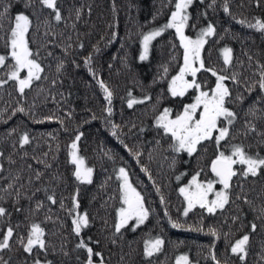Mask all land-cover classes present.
<instances>
[{
	"label": "trees",
	"instance_id": "16d2710c",
	"mask_svg": "<svg viewBox=\"0 0 264 264\" xmlns=\"http://www.w3.org/2000/svg\"><path fill=\"white\" fill-rule=\"evenodd\" d=\"M6 2L0 0V5ZM227 2L229 11L225 12V0H215L214 4L212 0H193L187 10L185 35L197 36L208 23L214 25L215 34L206 37L202 50L205 66L228 75L238 74L239 84L231 80L226 83L233 95L239 91L246 97L242 105H229L238 113L231 129L236 137L232 143L251 145L252 153L264 156V143H260L264 138L259 135L264 132V115L259 112L264 109V102L256 105L255 116L248 112L249 106L264 93L258 88L251 94L245 90L247 84L259 79L258 74L254 75L258 64H264V33L240 23L264 18V3L257 7L253 0ZM10 3L11 16L24 11L32 19L30 37L34 43L30 46L39 49L42 76L46 78L34 81L23 96L12 81L0 88V196L4 197L0 205L11 213L6 221L14 228L20 225L15 231L21 235L26 234L27 225L33 220L43 222L49 249L46 256L35 254L52 264H84L86 251L76 249V244L80 238L91 237L92 241L99 240L98 245L91 246L94 251L103 252L106 264H173L179 255H187L190 264H264V172L256 177H233L230 202L214 214L197 206L183 215L187 202L179 189L192 173L201 169L212 175L208 164L214 145L207 143L192 156L176 153L169 147V138L155 127L154 118L159 111L165 107L174 113L181 111L182 105L196 94L189 90L184 97H172L168 92L171 77L183 63V48L175 30L167 29L156 37L149 45L147 58L140 59L143 35L168 21L175 0H58L63 17L60 22L53 19L50 10L41 8L38 0L34 7H25L27 0ZM3 23L6 29L9 20ZM225 47L232 49L230 66L223 62L221 50ZM4 53L0 42V54ZM89 56L91 61L86 63ZM59 64L63 67L57 71ZM197 79L209 86L215 82V77L203 70ZM100 80L113 93L111 115L106 111L109 104ZM129 93L137 100L145 96L151 99L128 108ZM19 107L25 112L12 115L13 109ZM49 116L53 119H45ZM246 120L256 125L257 132L241 136ZM25 131L31 143L21 148L19 136ZM77 134H82L78 155L93 169L91 183H81L73 176L75 166L69 162L68 146ZM121 167L144 197L149 216L135 231L130 222L116 233ZM235 167L239 170L244 166ZM37 171L43 174L38 181ZM9 183L14 187L5 192ZM53 194L55 204L47 200ZM74 196L78 211L87 212L90 219V226L82 230L81 237L73 233L68 212ZM38 201L44 207L34 212ZM173 223L182 227H173ZM251 223L257 225L254 232ZM210 229H215L217 235L213 236ZM2 231H6L4 221H0ZM245 233L250 240L246 260L241 262L231 253L230 244ZM156 237L164 241L160 252L145 257L144 241ZM0 257L9 264H31L33 259L15 238L11 250L0 251Z\"/></svg>",
	"mask_w": 264,
	"mask_h": 264
},
{
	"label": "snow or ice",
	"instance_id": "6c2138e0",
	"mask_svg": "<svg viewBox=\"0 0 264 264\" xmlns=\"http://www.w3.org/2000/svg\"><path fill=\"white\" fill-rule=\"evenodd\" d=\"M212 2L214 4L215 0H212ZM253 2L257 7H260L264 3V0H253ZM34 3L35 0H27L25 7H34ZM38 3L41 5V8L50 10L56 22H60L63 19L61 10L57 6L58 0H38ZM192 4L193 0H175L174 10L171 11L168 21L162 27L153 29L143 35V51L140 55L141 60L146 59L150 43L156 37L161 36L167 29L175 30V34L179 38L180 47L183 48V63L179 66L178 72L171 77L168 84V92L172 97H184L189 90H194L196 94L191 103L182 105L181 111L174 113L171 108L167 107L159 111L158 115L154 118L155 127L159 131H162L164 136L169 138L172 142L169 147L176 153L185 152L189 156H192L198 153L203 145L207 143L214 145V152L208 168L215 179H200L203 172V169H201L192 175L187 185L179 189L180 194L187 202V207L183 212L184 216H187L189 211L197 206L206 210L209 214H214L218 209H223L230 202V189L233 177L238 175L245 178L248 176L256 177L261 172H264V156L260 155L259 152L252 153L249 150L251 145H246L243 142L232 143L236 137L232 135L231 129L238 118V113L229 107V105H242L246 97L239 91L233 95L226 81L231 80L239 84L238 74L233 73L228 75L213 67L205 66L202 50L207 43L206 37L215 34L214 25L208 23L206 27L200 30L195 39L185 35V28L188 26L189 21L187 10ZM211 6L210 4L209 7ZM11 7L10 0L0 5V32L3 33V35H0V42H2L5 50L4 54H0V88H3L9 81H12L16 85L17 92L23 96L26 89H30L34 81H39L46 77L42 76L44 68L40 60L39 49L33 50L30 46L31 43H34L30 37L32 19L24 11H19L14 16H11L9 11ZM223 7L225 12L229 11L227 0H225ZM76 16L79 18V10H77ZM5 19L9 20V26L6 29L3 23ZM240 23H247L249 28H254L264 33V18L255 17L254 23L244 20H241ZM80 46L83 47V45ZM221 51L224 64L230 66L233 59L232 49L225 47ZM9 60L11 63L8 62ZM90 61L91 56L87 57L85 62L89 63ZM62 67L63 65L59 64L57 71ZM202 70L211 73V76L215 77L214 85L209 86L206 83L198 81L197 74ZM257 74L259 79L246 85L245 90L249 94L257 88L261 93H264V64H258V73H254V75ZM189 77L191 78L189 79ZM55 83L56 81L53 80L52 84ZM99 84L109 104L106 111L111 115L112 108L110 105L113 93L103 80H100ZM149 99L151 98L145 96L143 100H137L129 93L127 106L128 108H132L134 104L144 103L145 100ZM260 102H264V96H261L249 106L248 112L253 116L256 115L258 111L256 105ZM17 112H25V109L23 107L15 108L12 115H15ZM259 112L264 115V109H259ZM68 115L71 116V113H68ZM45 119L51 120L53 117L49 116L45 117ZM61 123L63 122L61 121ZM116 127L118 126L113 125V128ZM244 127L245 131L240 133L241 136L257 132L256 125L251 121L246 120ZM15 131V129L12 130V132ZM113 134L115 135V132ZM81 135H75V138L68 146L69 162L75 166L73 176L77 181L91 183L93 169L85 166V159L78 155V141H80ZM259 135L264 138V132H260ZM18 142L21 148L30 144L31 138L29 133L27 131L23 132L19 136ZM260 143H264V139ZM137 155L139 154L137 153ZM0 156H3L2 152H0ZM237 165L244 167L238 170L235 167ZM29 167L31 166L29 165ZM46 167H50V165H46ZM2 171L3 165H0V172ZM143 171L147 172L148 170L144 168ZM42 175L41 172L37 171L35 179L37 181L40 180ZM118 178L122 180L120 184L121 206L116 209L114 229L116 233H120L123 228L130 225V222H133L131 227L135 231L136 228L145 223L149 216V210L145 207L144 197L131 184L125 168L121 167L119 169ZM177 179H180V177H177ZM217 184L222 186L220 190L216 189ZM13 187L14 185L9 183L4 191L9 192ZM37 191H40V189H37ZM19 195V190H17V199ZM3 199L4 197L0 196V200ZM47 200L52 204L56 203L54 194L48 195ZM72 200L73 206L68 209V212L72 216L73 233L75 236L81 237L82 230L90 226V219L87 212L81 214L78 211L79 203L75 196ZM43 207V202L38 201L34 212H39ZM61 208H64L62 201ZM16 210L20 211L21 209L17 208ZM261 214L264 215V209H261ZM10 215L11 213H9L8 209L0 205V221L6 223V231L0 232V251H10L12 241L15 238L23 251L33 256L31 264H52V261L47 259L42 261L39 255L35 254L43 253L46 256L48 253L49 244L46 239V230L42 227L43 222L33 220L27 225L26 234L21 235L15 231L16 228L20 227L19 224L14 228L10 222L6 221L5 218ZM45 219H49V217L46 216ZM233 219H238V217H234ZM173 227L179 228L182 225L173 223ZM250 227L254 232L257 225L256 223H251ZM210 232L213 236L217 235L215 229H210ZM249 240L250 235L245 233L236 239L234 243L230 244L231 253L237 256L241 262L246 260ZM93 243L98 245L100 242L99 240L92 241L91 237H87V239L80 238L76 244V249L86 251L87 258L84 264H106L103 252L94 251V248L91 246ZM163 243L164 241L160 237L145 240L143 245L144 256L150 258L160 252ZM77 259L79 260V257ZM212 259H216L215 255L212 256ZM0 264H9V261L3 260L0 257ZM175 264H190L189 257L187 255H179L175 258ZM217 264H219V261H217Z\"/></svg>",
	"mask_w": 264,
	"mask_h": 264
},
{
	"label": "rangeland",
	"instance_id": "374dc122",
	"mask_svg": "<svg viewBox=\"0 0 264 264\" xmlns=\"http://www.w3.org/2000/svg\"><path fill=\"white\" fill-rule=\"evenodd\" d=\"M188 36L191 37V38H193V39H195V38L197 37L196 35H195V36H194V35H188ZM142 46H143V45H142ZM142 48H143V47H142ZM173 76H174V75H173ZM190 78H191V77H189V79H190ZM194 96H195V95H194ZM194 96H193V98H194ZM192 100H193V99H189V101H187L186 104L191 103ZM85 166H86V165H85ZM195 173H196V172H195ZM202 173H203V174H207V173L204 172V171H203ZM202 173H201V174H202ZM192 175H194V174H192ZM192 175H190V179H191ZM128 176H129V174H128ZM190 179H189V180H190ZM129 180H130L131 184H132L133 187H134V184H133V182H132V179H130V177H129ZM189 180H188V181H189ZM188 181L186 182L185 185H187ZM121 183H122V180L120 179V184H121ZM185 185H184V186H185ZM218 186H219V185H218ZM220 187H221V185L219 186L218 189H220ZM137 191H138V190H137ZM138 192H139V191H138ZM210 198H211V197H210ZM186 207H187V205H186ZM173 264H175V260L173 261Z\"/></svg>",
	"mask_w": 264,
	"mask_h": 264
},
{
	"label": "flooded vegetation",
	"instance_id": "af4514ba",
	"mask_svg": "<svg viewBox=\"0 0 264 264\" xmlns=\"http://www.w3.org/2000/svg\"><path fill=\"white\" fill-rule=\"evenodd\" d=\"M192 174H195V173H192ZM192 174H191V175H192ZM212 175H213V174H212ZM212 175H210V174H208V173H207V175H203V173H202L200 179H202V180H204V179H215L214 175H213V176H212ZM189 179H190V178H189ZM218 185H219V184L216 185V189H217V190H220V189L222 188V186L220 187V189H218L219 186H220V185H219V186H218ZM183 186H184V185H183ZM183 186H182V187H183Z\"/></svg>",
	"mask_w": 264,
	"mask_h": 264
}]
</instances>
